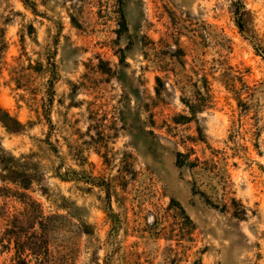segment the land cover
I'll list each match as a JSON object with an SVG mask.
<instances>
[{
	"label": "rangeland",
	"instance_id": "374dc122",
	"mask_svg": "<svg viewBox=\"0 0 264 264\" xmlns=\"http://www.w3.org/2000/svg\"><path fill=\"white\" fill-rule=\"evenodd\" d=\"M260 50L264 0H0V183L57 216L26 259L264 264Z\"/></svg>",
	"mask_w": 264,
	"mask_h": 264
},
{
	"label": "trees",
	"instance_id": "16d2710c",
	"mask_svg": "<svg viewBox=\"0 0 264 264\" xmlns=\"http://www.w3.org/2000/svg\"><path fill=\"white\" fill-rule=\"evenodd\" d=\"M122 26L127 27L125 19L122 21ZM4 112L9 115L7 111ZM186 118L187 116L183 114L178 117L179 120ZM186 155L187 154H184L183 152L178 153V165H184L186 160L182 157ZM1 157V161L6 163L3 171H6L7 173L4 174L6 176H13V174L16 173L17 167L13 164L12 159L6 158L5 155H2ZM13 182L16 184V189L6 183H0V197H18L20 200H23L24 208L13 215L5 214L6 217L4 220L6 223H4V234L6 233L9 245L13 243L14 248L16 249L17 257L15 264H33L26 259L24 253L29 251V253L36 255V258H39L41 251L46 252L49 250L48 237L53 230L56 221L55 217L57 216L45 215L39 202L30 198L29 200L26 199L28 198V195L19 190L21 187L27 188L23 181L16 179V181ZM3 209L4 207L0 206V212ZM36 264H41V262L38 261Z\"/></svg>",
	"mask_w": 264,
	"mask_h": 264
},
{
	"label": "water",
	"instance_id": "95a60500",
	"mask_svg": "<svg viewBox=\"0 0 264 264\" xmlns=\"http://www.w3.org/2000/svg\"><path fill=\"white\" fill-rule=\"evenodd\" d=\"M261 51V53L264 55V52L262 51V50H260Z\"/></svg>",
	"mask_w": 264,
	"mask_h": 264
}]
</instances>
